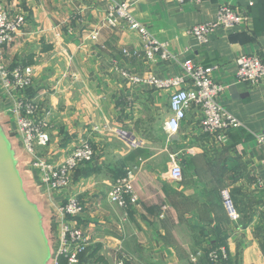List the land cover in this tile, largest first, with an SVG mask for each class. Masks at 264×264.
Returning a JSON list of instances; mask_svg holds the SVG:
<instances>
[{
	"label": "crops",
	"instance_id": "crops-1",
	"mask_svg": "<svg viewBox=\"0 0 264 264\" xmlns=\"http://www.w3.org/2000/svg\"><path fill=\"white\" fill-rule=\"evenodd\" d=\"M2 1L11 13L27 17L5 47V58L35 69L34 84L24 95L47 118L50 134L37 157L61 163L82 140L95 150L94 160L71 175L86 206L73 222L89 239L79 264H212L208 247L213 241L225 243L229 264H264V148L256 138L264 131V77L255 86L239 81L236 63L244 54L264 61V0ZM122 1L168 43V59H147L138 32L124 23H107L110 8ZM222 4L238 9L244 22L212 32L200 43L189 30L215 20ZM186 60L213 66L214 79L226 85L219 102L242 123L226 141L201 128L203 110L196 104L180 131L168 133L172 90L129 78L180 75ZM0 104L15 132L12 99L1 86ZM174 159L183 170L178 180L169 173ZM134 166L139 201L124 208L109 195L118 176ZM30 170L42 184L33 163ZM224 188L233 195L237 222L224 207ZM64 197L58 191L50 195L58 214Z\"/></svg>",
	"mask_w": 264,
	"mask_h": 264
},
{
	"label": "built area",
	"instance_id": "built-area-1",
	"mask_svg": "<svg viewBox=\"0 0 264 264\" xmlns=\"http://www.w3.org/2000/svg\"><path fill=\"white\" fill-rule=\"evenodd\" d=\"M176 1L180 4L202 2V0ZM244 20L245 16L238 9L230 4H222L215 20L195 25L189 32L200 43H205L210 33L240 25ZM106 21L113 27L124 23L131 30L138 32L143 39V51L147 59L156 56L168 59L171 56L168 43L160 41L136 18L129 2L115 3L110 8ZM26 24L25 13H11L0 0V86L12 99L10 112L15 118V131L25 148L36 157L33 166L40 171L42 184L47 189L61 192L65 196L58 214L59 234L55 264H60V258H65L67 264H79L80 256L89 247V239L84 229L73 222V219L84 214L86 206L72 187L71 175L81 165L94 160L95 150L89 140H82L61 163L37 157L38 147L48 145L50 134L47 118L38 109L36 103L24 95L25 91L34 84L35 69L34 66L24 63L10 64L5 58V47L15 41ZM97 36V32L92 34L93 39ZM124 52L128 56L132 54L127 49ZM236 63L239 81L255 86L264 77V61L259 56L244 54ZM214 69L213 66H204L193 60H186L183 63V73L180 75L160 78L149 74L132 75L129 78L134 83H148L158 89L172 90L169 98L171 112L166 122L168 133L176 134L180 131L187 117V111L192 104H196L203 110L201 128L215 134L221 141H226L228 134L241 128L242 123L220 104L219 97L226 89V85L214 79L212 76ZM256 138L264 148V131L257 134ZM137 171L138 167L134 166L118 176L109 195L110 201L124 208L138 203L139 196L133 186ZM169 173L173 179L182 178L183 170L178 159L172 161ZM221 194L229 218L237 222L239 212L231 190L224 188ZM261 213L264 218V204ZM208 255L212 264H229L230 255L225 245L215 247L210 244ZM119 264H123V260L119 261Z\"/></svg>",
	"mask_w": 264,
	"mask_h": 264
},
{
	"label": "water",
	"instance_id": "water-1",
	"mask_svg": "<svg viewBox=\"0 0 264 264\" xmlns=\"http://www.w3.org/2000/svg\"><path fill=\"white\" fill-rule=\"evenodd\" d=\"M35 159L0 104V264H55L58 241L47 217L58 216L50 201L56 191L34 181Z\"/></svg>",
	"mask_w": 264,
	"mask_h": 264
},
{
	"label": "rangeland",
	"instance_id": "rangeland-1",
	"mask_svg": "<svg viewBox=\"0 0 264 264\" xmlns=\"http://www.w3.org/2000/svg\"><path fill=\"white\" fill-rule=\"evenodd\" d=\"M9 111H10V109H9ZM11 113V112H10ZM53 208V207H52ZM53 210H54V208H53ZM56 211L54 210L53 211V213H55ZM48 219H47V223H49V221H50V226H51V230L49 231V233H50V235H54L55 234V236L56 235H58L59 234V225H58V216L56 217L55 215H54V217L53 218H51V220H49L50 218L49 217H47ZM54 237V236H53ZM56 239H58L57 238V236H56ZM54 240H55V238H54ZM57 244V243H56ZM57 247V246H56Z\"/></svg>",
	"mask_w": 264,
	"mask_h": 264
},
{
	"label": "trees",
	"instance_id": "trees-1",
	"mask_svg": "<svg viewBox=\"0 0 264 264\" xmlns=\"http://www.w3.org/2000/svg\"><path fill=\"white\" fill-rule=\"evenodd\" d=\"M122 174H124V173H122ZM122 174H120V175H122ZM212 245L215 246V247H217V246H220V245H225V243H223V242H216V241L214 242L213 241ZM83 254L80 256V261L82 259ZM59 262H60V264H67V261H66L65 258H60V261Z\"/></svg>",
	"mask_w": 264,
	"mask_h": 264
}]
</instances>
